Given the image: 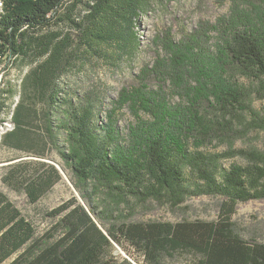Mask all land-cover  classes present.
<instances>
[{
	"label": "trees",
	"instance_id": "trees-1",
	"mask_svg": "<svg viewBox=\"0 0 264 264\" xmlns=\"http://www.w3.org/2000/svg\"><path fill=\"white\" fill-rule=\"evenodd\" d=\"M227 1V14L178 40L156 35L152 64L121 88L103 123L100 92L70 77L90 56L132 55V24L148 1L0 0V65H29L18 89H0V115L19 94L0 117V126L12 124L0 144L29 157L2 179L37 202L62 178L46 161L55 150L80 196L46 211L49 224L37 233L0 190V262L169 264L184 255L194 264H264V243L244 238L232 220L239 203L264 200V137L261 147L233 148L250 131L264 133V109L253 105L264 99V0ZM123 108L134 122L121 143ZM213 142L228 150L202 149ZM233 156L243 162L222 166ZM202 195L220 199L216 219L135 217Z\"/></svg>",
	"mask_w": 264,
	"mask_h": 264
},
{
	"label": "rangeland",
	"instance_id": "rangeland-1",
	"mask_svg": "<svg viewBox=\"0 0 264 264\" xmlns=\"http://www.w3.org/2000/svg\"><path fill=\"white\" fill-rule=\"evenodd\" d=\"M148 7L140 12L132 24V30L136 36V51L132 55L124 54L114 63L90 56L85 63L75 69L74 75L70 77V83L83 89H91L100 92L103 99L100 109V119L107 122L108 110L111 102L118 98L119 91L123 86L132 85L141 67L148 63L152 64L154 59V45L156 35H174L178 40L182 34L193 32L202 21L214 22L217 16L227 14L229 2L226 0H147ZM63 33H69L71 29L66 26L61 27ZM29 65L20 66L0 65V89H6L7 85L19 88L22 76L28 70ZM247 84L246 81H241ZM19 99V94L15 93L7 103L9 109L0 117L10 116L11 109ZM172 102H177V97L170 98ZM253 105L259 111L264 109V99L255 100ZM117 115L116 128L122 141H125L129 124L134 122V117L123 108ZM12 128V124L6 121L3 129L0 128V136L6 130ZM263 132L250 131L246 137L237 139L233 143V148H245L249 146H262ZM1 139V138H0ZM207 152H224L228 150L225 143L213 142L202 148ZM24 153L6 148L0 144V190L19 208V210L29 219L35 229L41 232L49 224V218L45 212L59 204L69 200L73 195L78 196L74 188L73 178L70 170L62 165V159L53 150L46 161L54 164L60 171L62 178L51 190L35 203H30L24 193L7 185L2 177L9 171V167L15 162L29 157H22ZM240 156L226 157L221 160L222 166L232 163H241ZM220 199L212 196H194L184 201L180 207L171 208L168 206L152 205L148 210L141 209L135 217L139 220H161L177 222L182 219H201L210 221L216 219L219 210ZM232 220L239 229V232L246 239H254L264 243V200L249 201L239 203L232 215ZM118 252L122 256L128 254L117 246ZM134 258V257H133ZM6 262H0L5 264ZM169 264H194L184 255H179L170 261Z\"/></svg>",
	"mask_w": 264,
	"mask_h": 264
},
{
	"label": "built area",
	"instance_id": "built-area-1",
	"mask_svg": "<svg viewBox=\"0 0 264 264\" xmlns=\"http://www.w3.org/2000/svg\"><path fill=\"white\" fill-rule=\"evenodd\" d=\"M6 124V123H5ZM1 129H3V126H0Z\"/></svg>",
	"mask_w": 264,
	"mask_h": 264
}]
</instances>
